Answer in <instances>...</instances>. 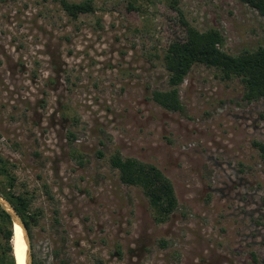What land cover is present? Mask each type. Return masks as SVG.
I'll return each instance as SVG.
<instances>
[{"label":"rangeland","instance_id":"rangeland-1","mask_svg":"<svg viewBox=\"0 0 264 264\" xmlns=\"http://www.w3.org/2000/svg\"><path fill=\"white\" fill-rule=\"evenodd\" d=\"M92 1L73 19L56 0H0V156L39 214L32 264H264V98L194 65L181 110L152 99L181 19L236 56L264 47V17L237 0ZM116 153L172 183L168 220L121 183Z\"/></svg>","mask_w":264,"mask_h":264},{"label":"trees","instance_id":"trees-1","mask_svg":"<svg viewBox=\"0 0 264 264\" xmlns=\"http://www.w3.org/2000/svg\"><path fill=\"white\" fill-rule=\"evenodd\" d=\"M56 1L73 19L93 14L96 8L92 0L79 3ZM237 1L264 17V0ZM129 8L138 9L134 3L129 4ZM180 23L185 34L184 40L171 42L164 50L162 58L170 89L153 92L152 99L155 103L168 111L181 110L178 87L194 65L214 68L224 80L239 78L244 85V98L247 101L264 98V47L233 56L221 50L223 37L219 31L210 29L200 32L184 19ZM253 147L264 162V144L254 142ZM110 166L118 171L122 184L143 190L154 210L156 223H163L174 214L178 207L175 192L172 183L159 169L136 159L122 158L118 153L111 157ZM8 168V162L0 156V176L3 178L0 195L15 209L29 232L36 225L39 214L31 210V199L27 195L14 191L15 179ZM13 230L14 225L9 215L0 207V264H17L12 245Z\"/></svg>","mask_w":264,"mask_h":264},{"label":"water","instance_id":"water-1","mask_svg":"<svg viewBox=\"0 0 264 264\" xmlns=\"http://www.w3.org/2000/svg\"><path fill=\"white\" fill-rule=\"evenodd\" d=\"M0 207L2 210H4L10 217L12 224H17L23 234H24V241L26 243L27 247V252H26V264H32V257H31V240L29 236V232L27 228L25 227L21 217L16 213L15 209L11 206V204L5 200L1 195H0Z\"/></svg>","mask_w":264,"mask_h":264},{"label":"bare ground","instance_id":"bare-ground-1","mask_svg":"<svg viewBox=\"0 0 264 264\" xmlns=\"http://www.w3.org/2000/svg\"><path fill=\"white\" fill-rule=\"evenodd\" d=\"M12 245L16 263L26 264L27 247L24 241V234L17 224H14Z\"/></svg>","mask_w":264,"mask_h":264}]
</instances>
